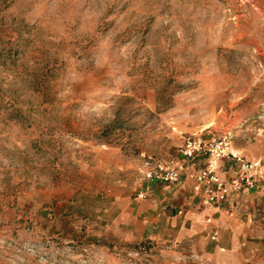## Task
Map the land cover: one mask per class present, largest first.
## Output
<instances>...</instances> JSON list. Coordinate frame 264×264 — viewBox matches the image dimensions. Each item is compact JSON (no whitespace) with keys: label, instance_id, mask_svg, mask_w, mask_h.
Masks as SVG:
<instances>
[{"label":"rangeland","instance_id":"rangeland-1","mask_svg":"<svg viewBox=\"0 0 264 264\" xmlns=\"http://www.w3.org/2000/svg\"><path fill=\"white\" fill-rule=\"evenodd\" d=\"M222 133L264 177L259 0H0V264H179L144 171Z\"/></svg>","mask_w":264,"mask_h":264},{"label":"crops","instance_id":"crops-1","mask_svg":"<svg viewBox=\"0 0 264 264\" xmlns=\"http://www.w3.org/2000/svg\"><path fill=\"white\" fill-rule=\"evenodd\" d=\"M264 7V0H259ZM204 158L195 161L203 166ZM185 170L176 183L154 184L145 198H139L131 215L136 230L144 232L149 222L160 221V230L174 233V245L181 250L179 264H260L262 241L254 239L255 222L251 190L230 192L226 201L204 206L192 191L193 179ZM227 168L220 175L227 177ZM138 222V223H137ZM216 232V238L210 235ZM188 259V261H185Z\"/></svg>","mask_w":264,"mask_h":264},{"label":"built area","instance_id":"built-area-1","mask_svg":"<svg viewBox=\"0 0 264 264\" xmlns=\"http://www.w3.org/2000/svg\"><path fill=\"white\" fill-rule=\"evenodd\" d=\"M199 158H204L205 162L203 166L196 167L194 163ZM187 164L191 168L186 175L194 181L192 191L204 206L226 201L230 192L257 189L264 178L260 161L246 159L235 150L228 133L212 139L184 135L175 155L155 160L146 168L138 199L145 198L154 184L178 182ZM226 164L228 175L224 178L220 169ZM216 235L214 231L211 239H215Z\"/></svg>","mask_w":264,"mask_h":264}]
</instances>
